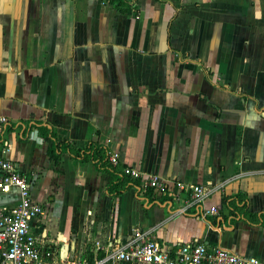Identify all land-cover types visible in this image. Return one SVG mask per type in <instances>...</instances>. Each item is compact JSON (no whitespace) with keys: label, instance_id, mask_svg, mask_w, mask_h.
<instances>
[{"label":"crops","instance_id":"crops-1","mask_svg":"<svg viewBox=\"0 0 264 264\" xmlns=\"http://www.w3.org/2000/svg\"><path fill=\"white\" fill-rule=\"evenodd\" d=\"M126 1L135 15L97 0H0V139L45 209L34 226L62 261L71 235L72 257L88 245L94 263L134 229L264 258V226L211 227L180 213L177 187L212 189L204 209L226 213L220 195L243 192L248 211L264 210V0ZM51 137L96 141L118 165L170 179L172 197L150 203L132 185L109 196L108 172L46 155Z\"/></svg>","mask_w":264,"mask_h":264},{"label":"built area","instance_id":"built-area-1","mask_svg":"<svg viewBox=\"0 0 264 264\" xmlns=\"http://www.w3.org/2000/svg\"><path fill=\"white\" fill-rule=\"evenodd\" d=\"M6 117H0V135L6 124ZM9 148L0 139V193L13 191L14 202L0 205V264H63L55 244L34 226L45 214L44 207L31 197L29 182L7 157ZM112 166L118 165L116 152H107ZM121 172L130 179H136L142 188L162 190L170 179L158 174H145L131 167H121ZM179 192L186 196L184 207L197 205L201 215H215V207L202 208L203 200L212 189L200 184L178 182ZM106 251L93 264H264V258L242 255L231 250L208 246L200 241L168 244L159 242L154 236L134 229L127 240L116 244L109 242Z\"/></svg>","mask_w":264,"mask_h":264},{"label":"trees","instance_id":"trees-1","mask_svg":"<svg viewBox=\"0 0 264 264\" xmlns=\"http://www.w3.org/2000/svg\"><path fill=\"white\" fill-rule=\"evenodd\" d=\"M107 4H114L118 7H123L127 14L135 15L137 8L129 7L126 0H97ZM50 132H48V135ZM51 136V135H50ZM46 155L52 160L62 153L67 152L72 158L78 161H90L96 171H106L110 174V180L104 183V192L109 196L118 195L125 192L130 185L139 186L136 179H130L128 176L121 172V167L127 166L124 164L118 166H112L106 154V148L97 143L96 141H87L82 147H74L63 137L55 139L51 137V143L45 150ZM171 187V183H168L162 190H155L150 187L143 189L142 196L147 199L148 202H155L162 204L172 197L168 192ZM220 205L226 209V213L221 210L217 211L215 215H201L199 207L197 205L186 208L185 213H190L193 216H200L209 226L214 227L216 225H224L231 228L232 223L236 220H241L245 224L250 226H264V210L257 212H250L247 209V198L243 192H236L232 194H221ZM84 258L87 264H93V256L89 250V246L84 247ZM101 253H98L96 258H100Z\"/></svg>","mask_w":264,"mask_h":264},{"label":"rangeland","instance_id":"rangeland-1","mask_svg":"<svg viewBox=\"0 0 264 264\" xmlns=\"http://www.w3.org/2000/svg\"><path fill=\"white\" fill-rule=\"evenodd\" d=\"M85 247V245H84ZM84 247H82L81 249V253L80 255L77 256L76 260L74 259V257L69 258L68 253L65 259H63V264H87V262L85 261L84 258ZM81 254L83 255V257L81 258Z\"/></svg>","mask_w":264,"mask_h":264},{"label":"water","instance_id":"water-1","mask_svg":"<svg viewBox=\"0 0 264 264\" xmlns=\"http://www.w3.org/2000/svg\"><path fill=\"white\" fill-rule=\"evenodd\" d=\"M130 235L127 236V239H129ZM74 243H75V236L74 235H71L70 237V240H69V250H68V253H69V258H72L73 256V253H74Z\"/></svg>","mask_w":264,"mask_h":264}]
</instances>
